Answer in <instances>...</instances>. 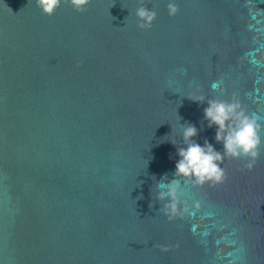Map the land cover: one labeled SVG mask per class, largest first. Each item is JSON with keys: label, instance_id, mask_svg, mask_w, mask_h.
<instances>
[{"label": "water", "instance_id": "obj_1", "mask_svg": "<svg viewBox=\"0 0 264 264\" xmlns=\"http://www.w3.org/2000/svg\"><path fill=\"white\" fill-rule=\"evenodd\" d=\"M144 2L148 30L141 0L52 17L0 0V264H264V143L214 187L181 179L182 217L149 207L182 124L223 151L187 96L235 98L264 124V0H174V17Z\"/></svg>", "mask_w": 264, "mask_h": 264}, {"label": "clouds", "instance_id": "obj_2", "mask_svg": "<svg viewBox=\"0 0 264 264\" xmlns=\"http://www.w3.org/2000/svg\"><path fill=\"white\" fill-rule=\"evenodd\" d=\"M61 4L72 8L77 13H84L90 0H35V5L44 16L52 17ZM167 11L170 17H174L179 12L178 5L174 0L167 4ZM137 28L148 30L152 27L157 13L153 7L151 10L146 6L144 0H141L140 6L135 9ZM81 64L77 63L76 67ZM217 86L213 85L215 89ZM189 100L198 104L207 103L203 109V120L207 122L208 128L215 127V141L223 146V151H218L208 140L203 145L194 139L198 135L197 127L192 123L182 124V144L177 146L175 141H170L176 146L175 170L172 178L168 175L156 180L155 192L153 186L151 189L152 201L149 207L159 203L161 207L158 212L168 221H173L182 217L187 207L182 206L180 198L182 184H191L192 186L202 187L205 184L216 186L222 183L225 178L223 168L226 159L245 160V167L252 170L255 161L260 155L262 143V133H264V124L253 115H249L241 104L235 99H223L220 97L208 98L206 96H187ZM142 195L137 199H142ZM161 250L167 251L164 246Z\"/></svg>", "mask_w": 264, "mask_h": 264}]
</instances>
